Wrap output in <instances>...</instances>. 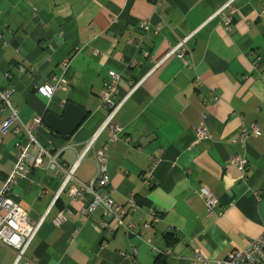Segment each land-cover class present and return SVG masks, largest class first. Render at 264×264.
<instances>
[{"label":"crops","instance_id":"1","mask_svg":"<svg viewBox=\"0 0 264 264\" xmlns=\"http://www.w3.org/2000/svg\"><path fill=\"white\" fill-rule=\"evenodd\" d=\"M226 1L0 0V88L10 90L17 108L16 120L0 131V190L20 145L29 142L28 129L37 139L32 153L40 145L58 153L65 167L75 162L107 117L102 94L115 71L118 96L127 99L114 123L125 139L113 142L115 130L103 129L75 179L91 183L95 154L103 150L110 182L96 189L122 206L133 196L137 205L125 206L131 230H107L102 222L111 216L104 207L87 214L82 209L91 194L74 200L68 188L59 193L63 176L45 159L12 188L32 221L41 223L17 264H218L264 233V0H234L229 21L215 14ZM188 34L193 66L170 54ZM61 78L68 84L50 94L46 87ZM68 103L86 116L61 134L45 116L62 118ZM9 115L0 102V128ZM244 123L260 133L244 134ZM233 155L248 160L244 172ZM203 188L218 200L212 212ZM15 258L0 242V264Z\"/></svg>","mask_w":264,"mask_h":264},{"label":"built area","instance_id":"2","mask_svg":"<svg viewBox=\"0 0 264 264\" xmlns=\"http://www.w3.org/2000/svg\"><path fill=\"white\" fill-rule=\"evenodd\" d=\"M233 2L234 0H227L215 12V14H221L227 21H229L235 12ZM262 14L264 15V8L262 10ZM148 27V21H144L143 28L148 29ZM191 37L192 34H188L185 37L180 38L172 47L170 54H175L181 61L184 62V64L193 66L190 49L188 47V41ZM146 55L148 58L153 57L152 54ZM159 64L160 62L156 64V67ZM34 70V66H31L30 71ZM109 73L111 78L110 83L102 94V102L104 106L109 109L107 117L101 127L93 134L90 140L87 141L84 148L79 152L77 159L70 167H65L58 160V153L51 151L44 146L39 145L37 153H32L30 148L34 143H37V139L29 129L30 139L28 144H21L19 147V153L15 166L5 178L3 187L0 190V242L15 250L16 258L14 264H17L25 257V251L38 233L41 223L32 221L29 212L13 198L12 188L19 177L24 176L31 168L42 165L45 159L48 160V166L50 168L55 169L63 176L59 193L65 188H68V193L74 200H83L86 193L91 194V200L82 209L84 213L92 214L98 205H102L104 207L105 215L111 216V221L102 222V226L104 228L107 230H113L117 226L125 225L128 230H131L132 225H128L124 221V215L126 214L125 206L130 209L137 207L134 197L131 196L126 205L122 206L116 203L108 193L103 191L101 192L96 189V187L105 188L110 182V176L107 169V154L105 151H97L95 154L97 174L90 184H86L75 179V172L80 161L84 158L88 150L92 148L97 136L103 129L111 127L115 130L116 133H114L112 138L113 142H117L119 139H125L122 135L121 128L114 123V117L127 99V96L119 98V74L115 71H110ZM140 83L141 81L134 84L129 92V95L140 85ZM67 84L68 80L62 78L56 79L54 83L46 87V90L52 94L60 89H63ZM0 102L5 108L10 110V115L4 120L0 128V131L4 134L7 132L10 125L16 120L17 108L13 104L10 90L8 89L0 88ZM36 121L39 122L40 119L38 118ZM247 129H251L255 135L260 133L259 128L254 124L250 125L244 123L242 127L244 134L247 133ZM200 133H203L202 130ZM231 162L242 172L246 170L248 165V160L241 155H233L231 157ZM152 175V170H149L146 174L147 182H151ZM73 179L76 183L68 187L69 182ZM203 193L206 199L207 208L210 212H212L218 200L207 188H203ZM150 213L152 221H157L158 215L156 212L151 209ZM62 223L63 217L58 216L55 220V224L61 225ZM148 225L151 224L146 223L144 226L147 227ZM74 233L77 234L78 230H75ZM135 253L136 247L133 246L130 256L133 257ZM194 257L198 260L203 258L202 254L198 252H196ZM26 263L36 264L34 259H26ZM218 264H264V233L251 239L246 248L230 251L223 259L218 260Z\"/></svg>","mask_w":264,"mask_h":264},{"label":"water","instance_id":"3","mask_svg":"<svg viewBox=\"0 0 264 264\" xmlns=\"http://www.w3.org/2000/svg\"><path fill=\"white\" fill-rule=\"evenodd\" d=\"M86 112L79 105L68 103L63 117L48 113L45 124L61 134L71 133L85 118Z\"/></svg>","mask_w":264,"mask_h":264}]
</instances>
